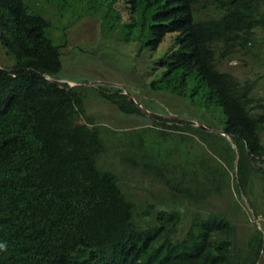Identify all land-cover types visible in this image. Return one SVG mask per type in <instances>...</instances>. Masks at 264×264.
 <instances>
[{
	"label": "trees",
	"instance_id": "1",
	"mask_svg": "<svg viewBox=\"0 0 264 264\" xmlns=\"http://www.w3.org/2000/svg\"><path fill=\"white\" fill-rule=\"evenodd\" d=\"M88 1L104 8L106 33L117 30L139 42V54L157 55L151 90L225 115V134L179 117H160L175 122L163 123L168 130L159 122L142 130L164 137L178 130L221 155L228 150L219 138L229 135L237 148L230 161L240 156L237 184L253 186L264 161V102L253 95L254 82L221 64L254 44L264 0ZM51 27L25 0H0V47L15 46L18 58L13 67L0 64V264H246L225 214L198 213L184 229L189 215L179 194L202 202L211 194L206 182L211 191L225 185V174L205 159L192 170L196 187L171 180L172 204L150 206L140 215L146 224L138 219L119 176L99 165L114 131L87 111L85 86L58 77L64 45L48 36ZM100 94L125 113L147 116L122 88L100 86ZM137 140L147 144L142 134ZM261 247L260 239L257 257Z\"/></svg>",
	"mask_w": 264,
	"mask_h": 264
},
{
	"label": "rangeland",
	"instance_id": "2",
	"mask_svg": "<svg viewBox=\"0 0 264 264\" xmlns=\"http://www.w3.org/2000/svg\"><path fill=\"white\" fill-rule=\"evenodd\" d=\"M25 1L32 12L51 21L48 36L56 44L64 45V68L58 77L71 85L85 86L87 111L97 122L114 131L105 136L107 151L100 157L99 165L119 176L122 189L137 204L138 219L146 224L140 215L145 214L150 206L158 207L162 202L172 204L173 194L178 193L171 188L172 181L183 180L186 185L196 187L199 183L192 170L201 166L205 159L218 168L219 173L225 174V185L219 191H211L214 185L206 182L205 187L211 194L202 202L179 194V200L189 215L184 229L198 213L203 216L223 213L236 224L235 246L246 264L254 261L255 264H264V180L259 177L264 176V161L261 170L256 172L253 186L242 188L237 184L240 156L237 152L235 163L230 161L235 153L232 147L237 148L229 135L227 140L219 138L228 150L221 155L210 151L200 140H184L179 137L178 130L166 137L159 132L142 130L156 126L158 122L166 129L163 123L171 125L175 122L163 121L160 117H179L198 126H209L210 130L220 134L225 127L223 111L218 109L211 113L182 97L151 90L149 83L155 77L152 67L157 55L153 52L139 54V42H129L127 36L117 30L106 33L102 6H94L88 0H69L60 7L44 0ZM254 37L255 42L249 51L224 60L221 69L232 73L241 82H254L253 95L264 102V29H257ZM17 59L15 46L0 47L1 65L13 67ZM100 86L122 88L147 116L123 112L115 103L101 97ZM140 134L147 143L142 148L136 144ZM260 239L262 247L257 257L256 247Z\"/></svg>",
	"mask_w": 264,
	"mask_h": 264
},
{
	"label": "water",
	"instance_id": "3",
	"mask_svg": "<svg viewBox=\"0 0 264 264\" xmlns=\"http://www.w3.org/2000/svg\"><path fill=\"white\" fill-rule=\"evenodd\" d=\"M132 100H134V98L132 97ZM204 127V126H203ZM222 132V131H221ZM223 134H225L224 132H222Z\"/></svg>",
	"mask_w": 264,
	"mask_h": 264
}]
</instances>
